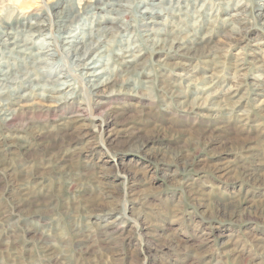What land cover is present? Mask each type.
<instances>
[{"label":"rangeland","instance_id":"374dc122","mask_svg":"<svg viewBox=\"0 0 264 264\" xmlns=\"http://www.w3.org/2000/svg\"><path fill=\"white\" fill-rule=\"evenodd\" d=\"M1 1L0 39L45 22L56 55L3 57L0 264H264V0Z\"/></svg>","mask_w":264,"mask_h":264},{"label":"bare ground","instance_id":"6f19581e","mask_svg":"<svg viewBox=\"0 0 264 264\" xmlns=\"http://www.w3.org/2000/svg\"><path fill=\"white\" fill-rule=\"evenodd\" d=\"M2 2H3V0L1 1V3ZM119 2H120V0H117V1H114V0H101L100 4L103 5V6L99 5L98 8H100L102 10H110V9L113 10L115 8L114 5L115 6L119 5ZM152 4L153 5H157V3H155V2H153ZM144 9L146 10V12H149V13H147V16L145 17L146 23L152 24V26H155V25H158L159 23H161L159 21V19L157 18L158 15H164L161 8L160 9H155V8H151V7H146ZM1 17H0V20L2 22L4 20L6 21V18H1ZM110 19H112V20H110ZM8 20H9V18H8ZM104 20L105 21H112L115 24V22H116L115 20H118V18L117 17L113 18L111 15H109ZM111 27H113V28L115 27L116 29H119V30H121V28H124L122 25H119V26H115L114 25V26H111ZM45 30H46L45 22H35L34 25H30L29 26V30H28L29 32L26 33L27 35L24 36V37H20V36L16 35L14 33V31H12V30L5 31V36L0 39V41H1L0 42V78L2 80L12 81L11 76L9 74V71H7L4 68H2L4 66L3 57L5 55H7V54H10V53H13V52L24 54V55L31 54V55H34L38 60H50V59L54 58L56 53L54 51H52L53 50L52 48H49L52 45V42L47 41V38H42L41 39L42 45L40 46L39 50H37L36 52L33 51V53L31 52V50L29 51L30 47L28 45H30L32 43V41L35 38L34 36H36L38 34H43ZM66 31L67 32L69 31V34L64 35L65 36L64 38H66V41H64V42L67 44L66 48L73 49L74 50L73 56L81 63V68L82 69H86L87 71L89 70V72H86V74H88L89 76H91L93 78V79L92 78H89V79L96 81V82H94V84H92L94 89H97V92H100V89L105 87V86H113L114 87L115 84H118L117 79L115 77H107L105 79L102 78L103 77L102 75H103V72H104L105 69L102 70V71L90 70L92 68H95V66H96V64H93V65H91V64L93 62H95V59H97V58H99V56H101V53H97L94 57L93 56L91 57V55L94 52V50L99 45H101V43H100L101 40L100 39L98 41L91 40L90 42H87V41H84L82 39V36L80 35L79 32H74L71 29V27L65 28L64 29V33H66ZM84 34H86V33H83V35ZM153 34H154V31H152V29L151 30L148 29L147 35H148V39L151 42H154V43L159 45V44H162V43L168 41V38H154V37L151 36ZM178 38H174L173 37L171 39V41L173 43H178V42L182 43L183 40L181 41ZM172 42H171V44H173ZM9 43H12L14 45V47L11 48V49H8L9 48L8 47ZM198 43H200V41ZM2 45L4 47H2ZM184 48H180V50L184 49ZM205 49H207V47ZM209 50L210 49H208V51ZM90 57H91V59H90ZM123 57L124 58L125 57H135V55H133L132 53L131 54L129 53V54H125ZM134 62L135 61L133 59H131V60L127 59V62H125V63L127 65V67H131L132 63H134ZM127 63H130V65H128ZM62 77H64V75H59V77L57 79L52 80V87L50 86V88H53V89L58 88L60 90V89L65 88V87H63V88L61 87L63 85L68 87V83ZM216 92H218V91H216ZM16 95L17 94H15V96ZM18 96L19 97L15 100V102H18V101L22 100L24 97L29 96V95L28 94H22V95H18ZM54 97L55 96H52L50 98H54ZM0 100H1V97H0Z\"/></svg>","mask_w":264,"mask_h":264}]
</instances>
